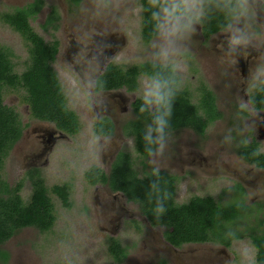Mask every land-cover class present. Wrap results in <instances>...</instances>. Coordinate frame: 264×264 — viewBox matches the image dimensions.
Returning <instances> with one entry per match:
<instances>
[{"label":"rangeland","instance_id":"rangeland-1","mask_svg":"<svg viewBox=\"0 0 264 264\" xmlns=\"http://www.w3.org/2000/svg\"><path fill=\"white\" fill-rule=\"evenodd\" d=\"M33 1L0 0V13ZM113 3L117 6L114 11L97 18V0H81L78 4L72 0H43L44 8L31 20L35 31L46 41H59L53 67L81 129L76 135L61 133L52 123L32 116L22 88L5 89V104L19 113L24 136L7 156L0 175L13 186L25 178L21 195L29 202L32 182L28 172L36 168L48 188L63 183L71 186V206L63 205L51 194L57 218L53 228L45 233L34 227L19 231L3 245L9 257L0 259V264H194L191 259L195 258L204 262L209 258L206 264L209 260L222 264L227 254L231 264H236L235 256L242 259L243 251L252 261L256 251H247L244 241L226 250L227 254L219 244L212 243L172 248L164 238V230L152 227L138 205L129 202L123 193L112 192L108 185L91 184L85 172L98 166L108 173L116 154L124 150L132 155L141 176L154 169L176 176L177 203L207 195L222 203L234 200L246 206L264 202V170L245 162L238 154L241 143L253 140L260 143L264 152V113L250 104L251 93L264 85V77L256 70L258 64H264V56L252 52L225 69L218 45L224 42L226 48V34L221 32L206 42L198 25L188 51L176 58L174 68L181 88L196 105L204 86L214 92L222 117L211 123L204 135L191 129L172 132L162 153L154 152L143 159L136 152L134 138L126 136L122 126L134 119L132 103L141 97L149 78L140 77L139 88L134 92L123 89L100 94L93 88L108 62L122 67L156 62L152 55L155 37L148 44L142 39L140 0ZM53 9L59 18L47 25ZM0 45L12 50L15 70L22 72L29 62L27 42L1 20ZM101 48L103 54L89 64V58ZM241 101L247 106L245 110L239 107ZM103 117L116 123L113 136L95 133V124ZM237 185L243 192L237 193ZM227 227L245 238L262 232L264 208L258 212L248 209ZM112 240L119 241L126 251L122 262L116 261L110 251ZM242 260L237 264H249L246 258Z\"/></svg>","mask_w":264,"mask_h":264},{"label":"trees","instance_id":"trees-1","mask_svg":"<svg viewBox=\"0 0 264 264\" xmlns=\"http://www.w3.org/2000/svg\"><path fill=\"white\" fill-rule=\"evenodd\" d=\"M72 1L78 4L81 0ZM147 3L148 0H140L141 35L146 44L154 39L149 20L150 14L143 11ZM42 6L43 0H35L26 7L0 13V20L25 39L29 53V62L19 73L15 70L12 61V50L0 45V169L7 156L21 140L24 131L19 113L5 104L6 88L16 90L22 88L25 91L24 100L35 119L52 123L59 131L69 135H76L81 129L78 115L68 107L67 96L53 67L59 52V41H46L30 24V18L37 14ZM58 18L56 10L53 9L47 25ZM221 23L220 17L209 19L201 26L204 37L208 39L211 35L220 32ZM168 71L172 72L178 84L169 118L170 134L191 129L199 135H204L208 126L222 117L216 96L210 88L204 86L201 89L199 103L196 105L190 94L181 88L175 68L162 70L158 63L153 61L130 67L110 63L96 79V89L125 88L129 92H134L139 88L140 77L150 78L156 72L167 74ZM252 104L256 109L264 110V87L252 96ZM141 105L142 100L139 97L133 103L135 117L125 124L123 131L126 135L133 136L136 152L141 158L147 159L155 152L149 154L143 140L146 129L152 124V117L148 112H140ZM94 130L98 135H111L114 125L109 118L104 117L95 124ZM238 152L250 164L264 168V154L260 152L258 142H243ZM36 170L33 168L28 172L32 182L29 202H25L21 195L25 178L13 186L0 175V259H4L3 261L9 257V253L2 248L3 245L22 229L34 227L45 233L53 228L57 218L51 194L57 196L63 205L71 206L69 203L71 186L63 183L48 188ZM85 177L91 184L102 183L108 185L114 192L123 193L129 202L138 205L141 214L152 226L166 227V238L175 246L215 239L229 241L231 235H227L223 227L228 229L226 226L230 222H234L249 209V206L242 202L233 200L230 203H222L211 195L194 196L185 203H177L175 199L177 177L159 170L158 172L151 170L141 176L135 169L129 152H120L116 156L109 173L98 166H93L85 172ZM240 189V185L235 187L237 193L243 192ZM158 203L163 205L164 212H156ZM248 235L258 249L257 264H264V235L258 233ZM110 251L116 261L122 262L126 258V251L117 240H112Z\"/></svg>","mask_w":264,"mask_h":264},{"label":"clouds","instance_id":"clouds-1","mask_svg":"<svg viewBox=\"0 0 264 264\" xmlns=\"http://www.w3.org/2000/svg\"><path fill=\"white\" fill-rule=\"evenodd\" d=\"M116 7L113 0H97L94 15L103 18ZM143 11L150 14L155 37L152 55L162 70L173 69L176 58L188 51L197 26L216 17L222 18L219 31L226 34V48L224 42L218 45L222 53L220 62L225 69L235 66L239 58H248L252 52L264 56V0H148ZM102 54L101 48L88 63ZM256 70L264 77V64H258ZM177 90L178 84L171 71L154 73L143 86L140 112H148L152 117V124L143 136L149 154L162 153L166 147ZM239 107L245 110L247 106L241 101ZM155 210L162 213L165 209L158 203Z\"/></svg>","mask_w":264,"mask_h":264},{"label":"flooded vegetation","instance_id":"flooded-vegetation-1","mask_svg":"<svg viewBox=\"0 0 264 264\" xmlns=\"http://www.w3.org/2000/svg\"><path fill=\"white\" fill-rule=\"evenodd\" d=\"M35 1V0H34ZM33 1V2H34ZM30 3H32V2H30ZM29 3V4H30ZM28 5V4H27ZM27 5H24V6H22V7H19V8H23V7H26ZM16 8H18V7H16ZM16 8H14L13 10H15ZM44 7H41V9H40V11L37 13V14H35L34 16H32V18H30V24H31V26H32V22H31V20L33 19V18H35V17H37L38 16V14L42 11V9H43ZM13 10H11V11H13ZM141 14H142V9H141ZM6 24V23H5ZM6 25H8V24H6ZM9 26V25H8ZM33 27V26H32ZM35 30V29H34ZM201 32H202V29H201ZM219 33H221V32H218V33H216V34H213V35H211L208 39L207 38H205L204 37V35L202 34V36H203V39H204V41H210L212 38H213V36H215V35H217V34H219ZM44 38V37H43ZM256 54V53H255ZM256 56H257V54H256ZM110 63H113V62H108L106 65H105V68H104V70L102 71V73L105 71V69H106V67L110 64ZM101 73V74H102ZM101 74H99V75H97V77H96V79L101 75ZM96 79H95V82H96ZM262 87H264V85L263 86H261V87H259V88H257V89H253L254 91L251 93V95H250V104H251V106H252V108L253 109H255L256 111H259V112H263L264 113V110H260V109H256L255 107H254V105L252 104V96L260 89V88H262ZM94 91L96 92V93H100V94H103V93H112V92H120V91H122L123 89L124 90H126L125 88H122V89H115V90H97L96 89V84H94ZM129 92V91H128ZM139 98V97H138ZM137 99V98H136ZM135 99V100H136ZM135 100H134V102H135ZM133 102V103H134ZM133 103H132V107H133ZM133 112H134V110H133ZM134 117H135V114H134ZM104 118V117H103ZM107 118H109L110 119V121L113 123V125H114V131H113V133L111 134V135H99V136H113L115 133V129H116V123H114L113 122V120L110 118V117H107ZM131 120V119H130ZM129 120H127L126 122H125V124L128 122ZM125 124H123V126H122V128H124V126H125ZM24 125V124H23ZM123 131V130H122ZM62 133V132H61ZM123 133L126 135V133L123 131ZM23 136H24V131H23ZM22 136V137H23ZM126 136H128V137H133V136H131V135H126ZM22 139V138H21ZM253 141H256V140H253ZM253 141H251V142H253ZM251 142H249V143H251ZM256 142H258V141H256ZM259 143V142H258ZM240 148V147H239ZM259 150H260V143H259ZM120 152H127V151H124V150H121V151H119L117 154H116V156L120 153ZM260 152L261 153H263L264 154V152H262L261 150H260ZM238 154H239V152H238ZM240 155V154H239ZM116 156H115V158H116ZM240 157H241V155H240ZM242 158V157H241ZM245 162H247L244 158H242ZM115 160V159H114ZM113 160V161H114ZM247 163H249V162H247ZM250 164V163H249ZM251 165H254V166H256L255 164H251ZM257 167V166H256ZM257 168H259V169H262V170H264V168H260V167H257ZM111 169V168H110ZM105 172V171H104ZM110 172V171H109ZM108 172V173H109ZM99 184V183H98ZM112 191V190H111ZM112 192H114V191H112ZM239 192V191H238ZM114 193H118V192H114ZM132 203V202H131ZM135 204V203H134ZM250 208H249V210H251V211H259L260 210V208H264V202H256V203H252L250 206H249ZM151 225V224H150ZM152 226V225H151ZM226 226V225H225ZM152 227H157V228H162L163 230H164V232H163V235H164V238H165V240L168 242V244L172 247V248H175V249H180V248H182V247H184L185 245H189V244H204V245H206V244H210V243H212V244H219L221 247H222V249L226 252V250H228V249H230V248H232V246L234 245V244H236L237 245V243H239V242H247V245H248V247H246L245 249H247V251H250V252H252V250H255L256 252H255V256H254V258H252V261H249V257H251L249 254H248V252L245 254V252L243 251V254L244 255H242V259H245L246 258V260L249 262V264H257V252H258V249H257V247L255 246V244L253 243V240H252V238L249 236V235H246L247 237L245 238V236H244V234H240V233H235V232H231L230 231V229H225V227H223V231H225L226 232V234L227 235H231V239L229 240V241H224L223 239H215V240H211V241H208V242H203V243H184V244H182L181 246H175V245H173L170 241H168L167 240V238H166V227L165 226H159V225H157V226H152ZM227 227V226H226ZM234 228H235V226H234ZM233 227H232V229H234ZM264 229H263V231L262 232H258V235H264ZM234 235H236V236H238V237H233ZM229 243V244H228ZM237 249V248H236ZM238 250V249H237ZM194 251V250H193ZM226 254H227V252H226ZM248 254V255H247ZM206 254L205 253H203V258H204V256H205ZM234 255V254H233ZM239 255V254H238ZM200 257V256H199ZM206 258V257H205ZM227 259L224 261V263H222V264H231V262H230V256H229V254H227V257H226ZM208 259L209 258H206L205 259V262L203 261V259L202 258H199V259H197V258H195V259H191V261L193 262V261H195V263L194 264H198V262H199V264H206V261L208 262ZM241 258H239V256H235V258H234V260L236 261V264L238 263V262H241V261H243L244 262V260H242ZM212 263H214V261H212V260H209V264H212ZM188 264H189V262H188Z\"/></svg>","mask_w":264,"mask_h":264}]
</instances>
